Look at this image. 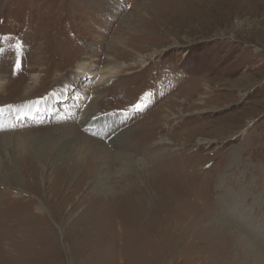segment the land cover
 <instances>
[{
	"label": "rangeland",
	"instance_id": "rangeland-1",
	"mask_svg": "<svg viewBox=\"0 0 264 264\" xmlns=\"http://www.w3.org/2000/svg\"><path fill=\"white\" fill-rule=\"evenodd\" d=\"M0 37V264H264V0H0Z\"/></svg>",
	"mask_w": 264,
	"mask_h": 264
},
{
	"label": "bare ground",
	"instance_id": "bare-ground-1",
	"mask_svg": "<svg viewBox=\"0 0 264 264\" xmlns=\"http://www.w3.org/2000/svg\"><path fill=\"white\" fill-rule=\"evenodd\" d=\"M140 8V7H139ZM125 39L126 38H123L122 40L123 41H125ZM119 41H121V40H119ZM122 44H123V42H121ZM147 45L148 46H156L155 44H153V43H151V42H149V43H147ZM120 55V54H119ZM118 55V56H119ZM140 54H138V55H136L137 57H140L139 56ZM96 88L94 87H89V89L88 90H85V91H83L84 93H85V96H83L84 98H86L87 100H88V102H89V104H91V103H93L94 101H96V100H98L99 99V97H98V95L96 96L95 95V93H96ZM84 95V94H83ZM185 100L186 99H184V100H181L182 102H184L185 103ZM180 104V103H179ZM204 139H206V138H199L198 140L199 141H201V142H204ZM106 188V187H105ZM104 193V192H103Z\"/></svg>",
	"mask_w": 264,
	"mask_h": 264
},
{
	"label": "snow or ice",
	"instance_id": "snow-or-ice-1",
	"mask_svg": "<svg viewBox=\"0 0 264 264\" xmlns=\"http://www.w3.org/2000/svg\"><path fill=\"white\" fill-rule=\"evenodd\" d=\"M2 39H4V37H0V40H2ZM8 39H10V37Z\"/></svg>",
	"mask_w": 264,
	"mask_h": 264
}]
</instances>
